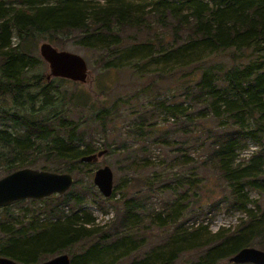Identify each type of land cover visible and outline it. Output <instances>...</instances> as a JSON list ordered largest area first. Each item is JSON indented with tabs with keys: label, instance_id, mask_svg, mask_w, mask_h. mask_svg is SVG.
<instances>
[{
	"label": "trees",
	"instance_id": "16d2710c",
	"mask_svg": "<svg viewBox=\"0 0 264 264\" xmlns=\"http://www.w3.org/2000/svg\"><path fill=\"white\" fill-rule=\"evenodd\" d=\"M129 30L138 33L127 35ZM144 31L149 38L141 41L137 35ZM42 38L59 50L73 43L97 54L93 65L102 70L132 68L142 74L147 64L187 69L191 60L214 61L213 71L206 70L197 82L192 100L224 129L213 138L209 160L229 191L228 210L245 215L239 224L216 232L203 225L190 228L192 219L184 220L182 209L189 205L177 202L168 213L158 212L149 220L136 198L126 200L106 226L79 209L86 199L74 189L82 168L89 166L82 159L97 149L93 137L87 141V122L73 117L74 109L86 107L81 98L72 93L73 104L68 105L67 91L61 88L66 80L48 79L43 71L47 64L36 53ZM217 58L233 64L220 71ZM155 105L175 118L185 112L165 101ZM113 108L93 113V127L104 136ZM138 119L143 121L129 131L145 137L146 119ZM0 120V178L32 167L77 177L74 189L63 196L0 208L9 211L25 203L31 208L25 207L29 213L23 222L13 216L11 222L0 221V258L40 264L81 247L69 254L72 264H120L126 259L129 264H177L189 253L200 255L187 264H232L229 259L245 248L264 251V206L251 197L256 192L264 200V0H0ZM247 141L261 150L241 160ZM55 198L60 202L56 208L34 209ZM45 214L53 220H44ZM157 230L163 240L145 251Z\"/></svg>",
	"mask_w": 264,
	"mask_h": 264
},
{
	"label": "rangeland",
	"instance_id": "374dc122",
	"mask_svg": "<svg viewBox=\"0 0 264 264\" xmlns=\"http://www.w3.org/2000/svg\"><path fill=\"white\" fill-rule=\"evenodd\" d=\"M136 33H138L136 30L126 32L131 36ZM137 36L141 41L149 38L146 31ZM14 42L17 43V39L14 38ZM43 43L50 42L41 39L36 49L39 56V48ZM66 48V51L84 57L89 67L86 82L66 80L61 83L62 90L67 91V104H73L72 100L69 101L72 93L81 98L82 106L86 107L74 109L73 117L77 119L83 117L87 122L83 129L87 134V141L93 137L92 144L97 149L96 153L108 151L95 163L82 168L80 182L75 189L73 186L74 193L86 199L79 209L91 213L99 225L106 226L114 222L115 212L117 213L124 202L131 198H136L142 203V209L149 215V220H152L151 215L158 212L168 213L173 208L172 203L177 205V202L189 205L187 209H182L184 220L192 219L187 222L190 228L203 225L209 227V231L216 232L220 228L237 226L245 215L228 210L231 204L229 191L225 189L224 182L214 168V161L209 160L213 138L224 129L220 128V123L214 120L209 112L203 110V105L192 100L197 91V82L206 70L213 71L210 67L214 61H209L206 57L198 61L191 60L187 63V69L175 64L163 66L147 64L140 74L132 68L111 70L95 68L93 64L97 54L73 43ZM216 60L218 61L216 68L220 71L228 70L233 64L229 58ZM43 71L49 75V66L46 65ZM81 93H85L83 94L85 96H81ZM156 100L165 101L168 105L181 106L185 112L175 118L157 108ZM114 105L108 133L104 136L99 128L93 127V113L103 107L110 108ZM141 116L146 119L143 126L146 131L145 137L129 131L135 124L143 121L138 119ZM105 142L109 143L110 147H106ZM246 144L247 146L239 152L241 160L248 159L261 150V146L254 141H247ZM104 166H109L113 170L114 189L117 190L115 199H112L113 195L106 199L93 182L96 170ZM72 175L76 180L77 177ZM182 175L187 179L178 182ZM251 197L261 201L260 204L264 206V200L258 193L252 192ZM219 202L220 207L213 210ZM28 204L30 203L13 206L9 211L0 212V221L11 222L13 219L10 216H13L16 222H23L29 213L26 211ZM59 204V199L55 198L37 203V208L34 209L50 211L49 209H54ZM64 209L70 214L69 207ZM178 216L179 213L174 218ZM43 219L53 220L47 214ZM164 236L160 230L155 231L149 236V247H145L144 250L147 251L150 246L160 243ZM81 250V247H77L72 253H79ZM72 253L65 254L73 255ZM199 255L200 253H189L177 264L195 261ZM130 262L131 259H126L120 264ZM222 264H227V261Z\"/></svg>",
	"mask_w": 264,
	"mask_h": 264
},
{
	"label": "water",
	"instance_id": "95a60500",
	"mask_svg": "<svg viewBox=\"0 0 264 264\" xmlns=\"http://www.w3.org/2000/svg\"><path fill=\"white\" fill-rule=\"evenodd\" d=\"M42 60L49 66L48 79L60 78L84 83L87 81L89 67L81 55L59 50L50 43L39 48ZM107 150L86 156L84 163H95L107 154ZM74 176L70 173L24 168L0 178V208L22 201L43 200L54 195L66 194L74 185ZM93 182L101 194L110 198L114 192V173L111 167L104 166L96 170ZM232 264H264V251L245 248L229 259ZM0 264H20L9 258H0ZM40 264H72L68 254H62Z\"/></svg>",
	"mask_w": 264,
	"mask_h": 264
},
{
	"label": "bare ground",
	"instance_id": "6f19581e",
	"mask_svg": "<svg viewBox=\"0 0 264 264\" xmlns=\"http://www.w3.org/2000/svg\"><path fill=\"white\" fill-rule=\"evenodd\" d=\"M138 28V27H137ZM140 29V28H139ZM86 157V156H85ZM84 158V157H83ZM83 162V161H82Z\"/></svg>",
	"mask_w": 264,
	"mask_h": 264
}]
</instances>
